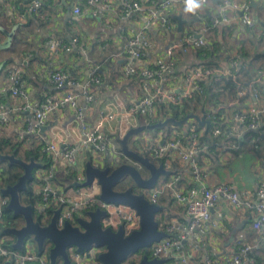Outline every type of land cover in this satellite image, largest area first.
I'll return each mask as SVG.
<instances>
[{"label": "crops", "instance_id": "0c3cea01", "mask_svg": "<svg viewBox=\"0 0 264 264\" xmlns=\"http://www.w3.org/2000/svg\"><path fill=\"white\" fill-rule=\"evenodd\" d=\"M13 1L19 7L27 9V0ZM76 1L45 0L44 4L48 3L38 15H34V17L31 15L27 19H23L21 22L22 36L32 39L30 44L33 46L26 44L24 47L18 48L19 52L25 51V57H22V60L12 53L15 42L13 44L10 42L14 39L12 32L16 34L15 27L7 22L8 20L0 21V27L3 28L5 34L1 45H7L6 48H0V105L7 111L6 123L1 124L0 122V139L6 138L12 142L22 140L26 145L28 141H24V139H36L37 142L42 139L45 147L51 144L59 147L77 146L83 138V127L93 126L106 113H117V111L125 110L133 105L142 96V90L135 80L123 79L121 76L126 63L123 50L134 32L144 28L148 9L157 8V5L161 9L164 4H167L165 15L171 19L174 15L181 16L183 33L191 28H197V17L201 18L206 11L210 16H217L222 10L227 11V23L208 32L203 38L205 42L203 46H186L185 50L178 52V64L168 74V85L170 86L168 89L179 93L185 73L209 66V64L220 70L223 75L227 72L226 69H229L230 63L236 59L239 65L244 64V68H249L252 77L244 81L246 88L243 98L237 104L230 105L221 115L231 125L234 113L256 112L259 114L264 128V77L258 75L259 72H264V0H208L205 4H200L198 1L200 6L192 12L186 11L187 0H97L94 4H87L86 0H83L84 3L81 0ZM222 1L227 4L225 9H221L217 5ZM126 2H137L140 9L125 16L122 9ZM105 4H109V8L104 7ZM75 5H79L81 8L79 16L72 14V8ZM232 6L237 9L234 10ZM229 7L231 8L229 9ZM240 11H244V13L240 15ZM5 13L7 16H12L7 8ZM245 14H248L254 21L251 28H248L243 21ZM190 21H193L195 25L190 24ZM174 22L173 25L176 27L177 21L174 20ZM73 37L78 39V43L70 52L66 53L50 48L52 44L57 46L58 43L70 44ZM146 37L149 43L148 49L145 50V56L142 57L138 67L154 65L155 57L162 54L166 48L175 47L176 53L181 43V37L176 30H165L157 24L147 30ZM212 44L215 45L216 58H207L204 53H197L199 48H211ZM5 60H11L12 65L3 69L2 63ZM210 60L211 62H209ZM55 70H62L68 78H73L77 83L94 72L100 76L101 81L98 86H93L90 89L92 101L87 102L83 97L79 98L78 105L82 109L80 120L75 118V114L70 108L64 106L48 114L44 127L34 135L25 134V124L32 116V105L40 103L39 101L45 98L55 99L60 96L57 89L48 80L50 72ZM6 71L22 73L21 86L24 95L12 94L11 79ZM253 78H259L258 82L248 86ZM211 79L214 81L213 84L218 83L217 76H213ZM225 90H222L217 97L218 101L223 104L222 106H227L235 101H230L229 94ZM74 91L79 92L80 90L74 88ZM203 113L205 114V110L198 107L189 116L201 118ZM185 122L197 133H202L208 123L205 120L206 124L200 126L195 119L191 118ZM138 126L146 125L140 124L134 119L116 117L113 122L107 123L104 132L113 146L120 149L119 140L126 131L131 127ZM152 132L143 131L130 137L127 141L128 149L140 156H142V152H145L144 150L148 152ZM245 136L250 138L252 134L245 133L242 139L225 136L229 140L221 138L218 143L212 145L211 152L203 144L197 153L198 166L204 175L203 182L207 186L218 183L228 184L243 200H248L253 205L252 210L251 208L239 209L221 201L217 208L211 211L210 221L196 232V236L201 238L205 245L212 242V257L214 260L221 261V264L233 252L235 243L251 247V254L254 256L256 264H264V228L260 231L253 228L256 218L254 204L257 202L255 193L260 185H264V136L257 149L243 142ZM232 142H235L236 147L222 150ZM91 154L93 155L94 152L88 155L87 149L80 150L79 163H84V166L89 161L91 165L97 166L98 164L90 160ZM147 154L146 158L151 160L149 152ZM54 160L55 172L64 176L65 162L61 159ZM153 160L154 163L152 161L151 163L155 166L160 165L156 159L153 158ZM171 161H174L175 163L172 162V164L177 167L170 166L171 169H164L169 172V175L160 176L155 188H162L171 181L175 189L193 185L192 174L183 169L185 165L178 158ZM123 162L136 167L144 178L148 176L147 170L132 160L124 159ZM175 169L179 172L176 182L173 180L174 176L171 175V171ZM41 171V169L35 170L32 178L33 176L39 178ZM79 180L83 179L79 178ZM73 182L77 181H72L63 189L64 192L66 191L65 194L72 195L85 191V189H81L85 187L73 186L69 188L68 186ZM55 186L59 187L57 183ZM172 193L170 188H166L158 197L157 202L164 210L161 214L162 217L160 216L161 220L164 217V223H187L184 206L172 201L174 200ZM171 209L173 211H170ZM168 212L170 216H168ZM82 215L83 213L79 214L76 220L83 219L85 214ZM30 246L37 251L33 242ZM49 248V245H45V252H48ZM197 254L200 256L199 252ZM60 262L57 260L55 264H60Z\"/></svg>", "mask_w": 264, "mask_h": 264}, {"label": "built area", "instance_id": "2783aa9c", "mask_svg": "<svg viewBox=\"0 0 264 264\" xmlns=\"http://www.w3.org/2000/svg\"><path fill=\"white\" fill-rule=\"evenodd\" d=\"M2 1V0H0ZM28 1V0H27ZM200 4H205L208 0H198ZM28 9L30 12H34L36 8H39L43 0H29ZM97 0H86L87 4H94ZM9 4V3H7ZM227 4L221 7L225 9ZM104 7L109 8V4H105ZM167 4H164L157 8H150L147 11V22L143 29L135 31L134 34L126 42L123 50V54L126 57V63L123 69L124 75L128 76L138 72L141 78L140 89L142 90V96L130 107L125 110H119L117 113H106L101 116L97 122L89 127H83V138L77 146L66 145L59 147L51 144L46 147V151L50 153L54 159H61L69 166L77 176V182H83L84 180V166L79 163V151L82 149L92 148L95 152L91 154L90 159L92 162L98 164L95 167L105 168L106 165L112 167L118 166V164H125L123 161L126 159L120 150L115 148L108 136L104 132V127L107 123L113 122L116 117L134 119L135 115L140 114L145 117H153L157 114V104H166L177 106L184 100L191 98L194 94L202 92L200 82L206 81L210 77L221 75V71L218 69L199 68L193 71H189L184 74L182 78V88L179 93H174L168 89V74L172 70L173 56L175 55V47H169L164 50L162 54H158L154 60V67H138L143 56V50L146 47L145 36L148 29L154 27L156 24L165 30L174 29V25L170 23L167 15L164 14ZM231 8V7H229ZM234 10L235 6H232ZM10 14H14V8L8 6ZM140 9L137 2H126L122 9L123 15L136 12ZM161 13V15H158ZM72 14L79 16L81 14V8L79 5H75L72 8ZM11 17V16H10ZM23 15L17 14L16 20L22 22ZM243 21L251 28L254 21L248 14L243 15ZM227 23V15L225 11L219 13L218 18H214L212 26H221ZM207 31L206 28H201L199 32H195L191 37H185L180 39V45L185 46L203 45L204 41L202 35ZM199 36L195 38V36ZM78 43V39L73 37L70 40V44H59L58 46L52 44L50 48L54 50H61L64 52H70L73 47ZM175 48V49H174ZM233 66L239 68L238 62H233ZM225 75H228L225 73ZM264 77V72L258 74ZM8 77L11 79L12 94L24 95L22 86L20 85L21 78L18 71L8 73ZM234 79V77H233ZM49 82L57 89L60 96L55 99L45 98L40 103L32 105V116L30 120H27L25 124L24 133L28 135H34L39 129L43 128L46 122L48 114L67 106L74 114L75 118L81 119L82 109L78 105V100L83 97L87 102L92 101L90 89L100 83V79L96 76L89 75L86 79L77 82H70L68 76L62 70H55L50 72L48 76ZM259 80L254 78L249 82L248 86L257 83ZM19 84L21 89H17L16 85ZM237 96H243V91L240 85H237ZM74 88H78L80 91L75 92ZM73 90V91H72ZM237 104L236 101L228 104ZM222 107V106H220ZM220 107L213 109L211 113H205L204 118L206 122L215 120L214 115L219 111ZM7 111L0 105V122L5 124ZM132 128V127H131ZM130 128V129H131ZM170 130L168 136L165 137L163 131L152 132L150 148L148 149L151 158L156 160L165 159V163L162 165L164 169H171L170 162L174 158H178L184 166V171L192 174L194 184L189 187L181 189H175L173 182H167L162 188L151 189L146 191L145 196L150 203L157 204L158 197L166 188L172 190V197L176 203L184 206L185 216L187 223L184 222H167L164 223L162 231L166 234V237L153 244L150 251V258H157L164 260V264H197V258L200 259L202 264H221V261L214 260L211 254V243L205 245L201 238L196 236L198 229L204 224L208 223L211 218V211L215 210L221 201H225L233 208H251L253 205L248 200H243L239 194L232 188V186L225 183L214 184L213 186H207L204 182V175L197 164V153L201 147L197 146L196 134L193 129L184 122L181 128ZM225 134L232 139H242L243 134L254 133V136L248 138L244 137L243 142L249 144L254 149L259 147V144L263 140L264 128L260 121L259 114L253 112L247 113H234L233 124ZM189 134L188 142H181L180 135ZM221 131L217 128L213 130V135H221ZM42 139H39L41 142ZM235 142H232L228 147H236ZM174 176V182L178 180L177 169L171 171ZM53 173L42 172L39 174V178L42 183L41 197L42 203L35 207V211L41 218L46 216V209L48 204H55L59 210V214L56 219V226L61 228L65 222L72 224L76 223L74 214H78L80 211H95L100 209L105 212V216L101 219V225L103 228H110L112 231H116L119 226L123 227L124 233L128 234L138 229L139 219L136 213L124 204L105 203L99 199L100 189L97 181L94 180L89 186L81 189H85L84 192L78 194H61L54 181L52 180ZM83 179V180H79ZM125 182L129 183V180ZM81 191L80 189H78ZM257 202L254 204L255 208V220L253 222V228L260 231L264 228V185H260L256 191ZM7 205V198L0 194V264H49L48 256L46 252L38 254V252L31 248L30 240L25 242L21 250L8 249L5 245L6 238L3 235L2 221L3 214L2 209ZM93 210H90L91 208ZM186 244V248H184ZM210 246V247H209ZM70 249V248H69ZM67 249L68 259L70 264H100L97 260V256L100 253L98 248L91 247L84 253H78L73 248ZM251 247L242 246L240 244H234V250L223 264H256L255 259L251 255ZM69 250V251H68ZM200 253V256L197 254Z\"/></svg>", "mask_w": 264, "mask_h": 264}, {"label": "water", "instance_id": "95a60500", "mask_svg": "<svg viewBox=\"0 0 264 264\" xmlns=\"http://www.w3.org/2000/svg\"><path fill=\"white\" fill-rule=\"evenodd\" d=\"M243 13L244 11L239 12L240 15ZM172 18L177 21L175 30L180 33L183 25L181 16L174 15ZM198 37V35L195 36V38ZM6 46L0 45V48H6ZM190 118L195 119L200 126L206 124L204 113L201 118L186 116L180 121L167 118L156 124L131 128L119 140L120 153L126 159L132 160L147 170L148 176L146 178L141 175L136 167L130 164H118L116 167L106 165L105 168H100L87 161L84 165V181L82 183L73 182L72 185L68 186L69 188L73 186L77 188L87 187L96 180L100 189L99 199L101 201L124 204L138 216V229L128 234L124 233L122 226H119L116 231L103 228L101 219L105 216V212L100 209L87 211L83 219L78 218L75 224L65 222L61 228L56 226V219L59 214L57 209L52 212L48 224H40L41 215L32 210L31 206L22 204L20 199V192L25 190L26 182L32 179L35 170L40 169L39 164L33 161L25 162L13 155L0 156V161L14 164L22 170L21 176L14 185L6 186L0 191V194L7 198L6 208L12 213V216H19L22 219V225L19 228L8 227L3 231L14 237L12 248L21 250L25 242L30 239L36 245L38 254H41L45 251V245H49V264H55L57 260H62L63 264H69L67 249L73 248L78 253H84L91 247L103 249L97 256L100 264H164V260L150 258L145 253L138 262H133L131 258L139 250L150 253L153 244L166 237V234L160 229L164 225V217L162 222L159 224L157 222V216L161 215L164 210L161 206L150 203L145 192L151 191L159 177L168 176L169 172L164 170L162 165L155 166L148 158L128 149L127 141L140 132L163 128L168 123L181 125ZM126 180H129L132 185L120 190L118 186L122 187ZM5 264L9 263L6 262Z\"/></svg>", "mask_w": 264, "mask_h": 264}, {"label": "trees", "instance_id": "16d2710c", "mask_svg": "<svg viewBox=\"0 0 264 264\" xmlns=\"http://www.w3.org/2000/svg\"><path fill=\"white\" fill-rule=\"evenodd\" d=\"M44 1L45 0H43L40 7L36 8L34 12H30L28 9V5L30 3L29 0L26 3L27 9L19 7L13 0H2V1H0V21H2V19H3V21L8 20L7 22H9L16 29V34H15V32H12V38H14V39L10 43L13 44V42H15L14 50L12 53H15L18 57H20L19 59H21L22 57H25V51L19 52L18 48L24 47V45H26V44H29L32 47L33 45H31L30 42H32L33 40L30 39L29 37L24 38L22 36V33H21L22 32V30H21L22 24L20 21L16 20V15L21 14V15H23V17L25 19H27V17H30L31 15H33V17H34V15H38V13L41 11V9H43V7L48 3V2H46L44 4ZM78 1H80V0H77L76 2H78ZM81 1H82V3H84L83 0H81ZM224 1L218 2L217 5L219 7H222L224 5ZM7 3H9V4H7ZM215 3H216V1H215ZM8 6H12L14 8V14L11 17L7 16L5 13L6 8ZM225 13H227V11ZM218 16H219V14L217 16H210L208 14V11H206L201 16V18L197 17V19H198V20H196L197 28H199V30L203 27L207 29V31L201 36L202 39L204 38V36L208 32H211V31H214L215 29H217L216 26H212V21L214 20V18H218ZM168 18L170 20V23H172V25H173L175 23L173 18L172 19L170 17H168ZM190 24L195 25V23L193 21H190ZM197 28H191V30L185 31L184 33H183L184 28H182V31L180 33H178L179 36L181 37V40L185 37H190V36L192 37L195 32H197V31L199 32V30H197ZM171 30H175V29L171 28ZM4 38H5V34L3 31V28L0 27V45L3 44ZM203 41H204V39H203ZM145 43H146V47L143 50V56H145V50L148 49V45H149L148 39L146 36H145ZM193 45H195V44H193ZM203 45H201V46H203ZM185 47L186 46L184 44H181L178 47V50L176 51L175 55L173 56L172 69H174L176 67V65L178 64V61H177L178 52L185 50ZM197 53H204L205 57H207V58L211 57V59L217 57V55H216L217 53H215V45L214 44H212L211 48H207V47L206 48L205 47L199 48ZM209 62H211V60ZM233 62H238V61L235 59L230 63L229 69H226L227 70L226 73L228 75H225V74L217 75V77H218V79H216L218 81L217 84H213L214 81L211 79L213 77H210L206 81L200 82L199 84L202 87V92L199 94H194L191 98L184 100L181 104H179L177 106L166 105L163 103L157 104V102H156L155 104H156V108H157V114L153 117H150V118L145 117V116H141L140 114H136L135 115L136 122L143 124V125H151V124H156L158 122H162L167 118H172L175 121H180L184 117L193 114L195 112L196 108H198V107L203 108L205 110V113H211L213 111V109L223 105V104H221V102L218 101L217 97H219L222 90H224V89H226L225 91H227V93L229 94V98L231 99L230 101L235 100L238 103L244 96V90L246 88L244 81H247L250 77H252V74H250L249 68L248 69L244 68V64H240L239 68H236L235 66L232 65ZM2 65H3V69H4L5 67L12 65V61L11 60H5L2 63ZM211 65L212 64H209L210 67L204 65L205 67H203V68L217 69ZM149 67H154V65L149 66ZM9 71H6L7 72L6 74H8ZM93 75L98 77L101 81V78L98 74H96L94 72ZM121 76L123 79L135 80L138 85L141 82V78L139 77L138 72H135L134 74H131L128 76L124 75V72H122ZM233 77H234V79H233ZM20 78H21V82H20V85H21L23 82L22 73H20ZM252 80H250V82ZM69 81L70 82H76V80H74L73 78H69ZM20 85L17 84L16 88L21 89ZM216 85H218V86H216ZM237 85H240V88L243 91V96H241V97L237 96V90H238ZM39 102H41V101H39ZM227 109H228V107H226V106L220 107L219 111L214 115L215 120L209 121L202 133H197V131H194V134H196L197 146L201 147V146H203V144H205L208 147V150L211 152L213 150V149H210L212 147V145H214V143H218L221 138L229 140V138L225 137L226 136L225 134L228 132V130L230 129L229 127L231 125H229L228 121H225L221 115ZM181 126H182V124L176 125L174 123H168L163 128L152 129V130H147V131H153V132L154 131H163L165 134H167V135H165V137H167L170 130L174 129V127H177L176 129H179V128H181ZM215 128L219 129L221 131V133L223 132V134L216 135V136L213 135V130ZM248 134H252V136H254V133H248ZM180 140H181V142H188L189 141V134H182V136L180 135ZM24 141H28V144L26 145V143L22 142V140L12 142L6 138L0 139V156L13 155L14 157H16L20 160H23L25 162L33 161L34 163L39 164L42 172L51 171L53 173L52 180L54 181L55 185H56V183L59 185V187H57L58 191L61 194H65L66 191L64 192L63 189L66 188V185L70 184L72 181L77 180V176H76L75 172L69 166L66 165V167L63 170L65 172L64 176H60L59 174H57L55 172L54 157L46 151V147L42 141L37 142L36 139L30 140L28 138L24 139ZM87 150H88V155L90 153L94 152L92 148H87ZM144 151L145 152H142L141 155L143 157H148V154H147L148 152L146 150H144ZM197 160H198V157H197ZM150 161H152L154 163L153 158H151ZM156 162H159V164L163 165L165 163V159H159ZM172 162H174V161H171L169 163L170 166L172 168H176L177 166L173 165ZM175 162H177V161L175 160ZM197 164H198V161H197ZM21 174H22V170L20 169V167L14 165V164H9L6 161H0V191L3 188H5L6 186L14 185L17 182L18 178L21 176ZM41 190H42V183H41L40 179L34 178V176H33V178L31 180L26 182L25 190L20 192L21 203L24 205L31 206L32 210H35V207L39 206L42 203ZM172 201L175 202V200H172ZM157 204L160 205L159 202H157ZM48 205L49 206L47 207V209L45 211L46 216L39 218V222L42 225L48 224L49 219L52 215V212L54 211L55 208H57V206L55 204H48ZM93 209L94 208L92 207L90 210H93ZM170 211H173V209H171ZM81 213H83V215L85 214L84 211H80V212H78V214H74L75 219ZM2 214H3V221H2V230L3 231L8 227L19 228L21 226L22 219L19 216L13 217L12 213L6 208V205L2 209ZM159 216H161V215H159ZM168 216H170L169 212H168ZM158 224H159V222H158ZM160 229L163 230L164 228H160ZM3 235L6 238V243H5L6 247L8 249H13L12 245L14 243V237L12 235L6 234L4 232H3ZM184 248H186V244H184ZM144 251L145 250H139V252H144ZM46 253L48 256V252H46ZM133 256H136V255L134 254ZM252 257L254 258L253 255H252ZM60 261H61L60 264H63V261L62 260H60ZM197 261H198L197 264H202L200 262L199 258H197ZM133 262H136V261H133ZM34 264H36V263H34Z\"/></svg>", "mask_w": 264, "mask_h": 264}, {"label": "flooded vegetation", "instance_id": "af4514ba", "mask_svg": "<svg viewBox=\"0 0 264 264\" xmlns=\"http://www.w3.org/2000/svg\"><path fill=\"white\" fill-rule=\"evenodd\" d=\"M131 185H132L131 182H129V183L124 182L123 185H122V187L118 186V188H119L120 190H122V189H126L127 187H129V186H131ZM70 249H71V248H70ZM70 249H69V250H70ZM69 250H68V251H69ZM71 250H72V249H71ZM98 250H99V251H102L103 249H102V248H98ZM144 253H145L148 257H151V256H150V253H147L146 251H144V252H141V255H140L139 257H133V258H134V259L137 258V260H140L141 257H142V255H144Z\"/></svg>", "mask_w": 264, "mask_h": 264}, {"label": "clouds", "instance_id": "9594fccd", "mask_svg": "<svg viewBox=\"0 0 264 264\" xmlns=\"http://www.w3.org/2000/svg\"><path fill=\"white\" fill-rule=\"evenodd\" d=\"M187 5L188 7L186 8V11L189 12H192L194 9L200 6L198 0H187Z\"/></svg>", "mask_w": 264, "mask_h": 264}, {"label": "rangeland", "instance_id": "374dc122", "mask_svg": "<svg viewBox=\"0 0 264 264\" xmlns=\"http://www.w3.org/2000/svg\"><path fill=\"white\" fill-rule=\"evenodd\" d=\"M139 137H140V135H139ZM82 164H81V166H82ZM140 169H141V167H140ZM157 222H162L161 217L159 215L157 216ZM135 255L136 256H134V257H139L141 255V252L138 251L137 253H135ZM131 260L136 261V262L139 261V260H137V258L134 259L133 257L131 258Z\"/></svg>", "mask_w": 264, "mask_h": 264}]
</instances>
